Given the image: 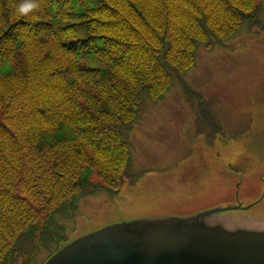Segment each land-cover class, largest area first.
<instances>
[{
  "label": "trees",
  "instance_id": "16d2710c",
  "mask_svg": "<svg viewBox=\"0 0 264 264\" xmlns=\"http://www.w3.org/2000/svg\"><path fill=\"white\" fill-rule=\"evenodd\" d=\"M244 29L264 33V0H0V264H46L84 199L145 175L136 126L177 84L224 139L186 77Z\"/></svg>",
  "mask_w": 264,
  "mask_h": 264
},
{
  "label": "rangeland",
  "instance_id": "374dc122",
  "mask_svg": "<svg viewBox=\"0 0 264 264\" xmlns=\"http://www.w3.org/2000/svg\"><path fill=\"white\" fill-rule=\"evenodd\" d=\"M186 80L216 100L225 138L197 136L177 84L163 101L149 103L136 126L131 174L145 175L127 181L120 194L104 190L84 199L70 243L117 223L217 209L205 216L210 226L264 229V33L244 29L228 47L201 50Z\"/></svg>",
  "mask_w": 264,
  "mask_h": 264
},
{
  "label": "water",
  "instance_id": "95a60500",
  "mask_svg": "<svg viewBox=\"0 0 264 264\" xmlns=\"http://www.w3.org/2000/svg\"><path fill=\"white\" fill-rule=\"evenodd\" d=\"M216 211L106 226L69 243L46 264H264V229L210 226L205 216Z\"/></svg>",
  "mask_w": 264,
  "mask_h": 264
},
{
  "label": "clouds",
  "instance_id": "9594fccd",
  "mask_svg": "<svg viewBox=\"0 0 264 264\" xmlns=\"http://www.w3.org/2000/svg\"><path fill=\"white\" fill-rule=\"evenodd\" d=\"M34 7H35V5H30V6H29V8H34Z\"/></svg>",
  "mask_w": 264,
  "mask_h": 264
},
{
  "label": "bare ground",
  "instance_id": "6f19581e",
  "mask_svg": "<svg viewBox=\"0 0 264 264\" xmlns=\"http://www.w3.org/2000/svg\"><path fill=\"white\" fill-rule=\"evenodd\" d=\"M230 224V223H229Z\"/></svg>",
  "mask_w": 264,
  "mask_h": 264
}]
</instances>
